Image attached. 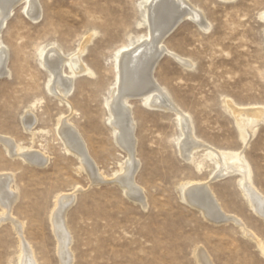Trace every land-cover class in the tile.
<instances>
[{
	"label": "rangeland",
	"instance_id": "obj_1",
	"mask_svg": "<svg viewBox=\"0 0 264 264\" xmlns=\"http://www.w3.org/2000/svg\"><path fill=\"white\" fill-rule=\"evenodd\" d=\"M145 1L37 0L38 18L23 2L6 18L1 36L8 71L0 75V135L48 157L37 166L9 155L0 142V171L14 176L18 192L13 217L23 222L39 264H60L51 213L58 194L76 190L66 211L73 264H201L196 256L201 246L215 264H264V252L240 226L210 222L185 200L187 183L207 182L221 205L264 240V219L244 196L241 175L213 179L211 159L197 166L202 150L192 161L180 154L174 111L146 106L139 97L129 100L140 162L135 180L147 205L133 202L114 180L126 152L115 141L107 100L117 50L147 32ZM189 1L202 10L209 27L182 20L165 44L191 64L167 53L154 74L190 115L200 139L242 153L264 195V118L249 124L243 139L228 106L264 109V0ZM52 47L66 57L82 49L88 69L73 76L67 100L48 87L50 72L41 54ZM64 71L70 75L68 63ZM29 111L36 124L26 130L23 117ZM60 117L69 118L81 133L104 181L92 182L80 159L64 146L57 134ZM19 256V235L11 220L2 221L0 264H17Z\"/></svg>",
	"mask_w": 264,
	"mask_h": 264
},
{
	"label": "bare ground",
	"instance_id": "obj_2",
	"mask_svg": "<svg viewBox=\"0 0 264 264\" xmlns=\"http://www.w3.org/2000/svg\"><path fill=\"white\" fill-rule=\"evenodd\" d=\"M21 2L25 4L26 11L33 18H38L40 15L37 0H0V75L8 71V52L2 40V29L6 18ZM145 3L144 21L147 24V32L123 45L115 54V83L107 104L115 141L126 152V159L114 180L123 187L125 194L133 202L139 203L143 207L147 205L145 191L135 180L140 162L136 156V122L129 101L131 98L139 97L146 106L175 112L181 130V136L177 143L178 149L186 160L194 159L195 153L202 150L203 155L201 161L197 162V166L200 167L204 159H211L214 163L213 179L231 175V173L240 174V184L244 196L254 212L264 219V195L255 186L251 167L242 153L216 148L200 139L195 133L190 115L173 100L154 74L159 60L167 53L186 65L191 64L189 60L169 49L165 44V39L184 19H192L201 28L207 30L209 25L205 14L189 0H146ZM81 51L82 49L73 56L66 57L61 49L52 47L44 50L41 54L42 65L50 72L49 90L64 100H67L72 92L73 76L78 72L88 70L87 66L83 65ZM67 63L71 69L70 75H65L64 65ZM228 106L237 120L243 139H245L246 127L249 124H254L260 118H264V109L262 108H239L233 102H228ZM68 119L65 117L59 119L57 134L64 146L80 159L81 165L91 181H104L106 177L99 171L96 161L89 154L81 133ZM23 123L26 130H31L36 124V118L29 111L23 117ZM0 142L13 157H21L37 166H44L48 161L47 156L39 151H34L32 146H22L11 137L0 135ZM13 183L14 176L11 173L0 171V206L2 207L0 223L11 220L19 235L20 256L17 264H39L31 243L24 237L23 222L13 217V205L18 195ZM212 190L207 182L198 180L187 183V186L183 188V195L185 200L191 206L199 209L210 222L215 224L230 222L240 226L264 252L263 238L255 231L249 230L248 225L238 215L229 213L217 199L218 195L216 196ZM76 191L58 194L51 213L60 264H73L74 261L71 249L72 235L66 223V211L75 201ZM196 256L201 264H215L203 246L197 249Z\"/></svg>",
	"mask_w": 264,
	"mask_h": 264
}]
</instances>
